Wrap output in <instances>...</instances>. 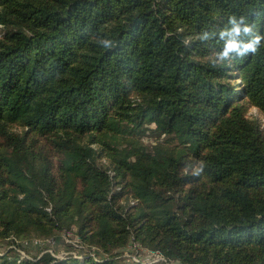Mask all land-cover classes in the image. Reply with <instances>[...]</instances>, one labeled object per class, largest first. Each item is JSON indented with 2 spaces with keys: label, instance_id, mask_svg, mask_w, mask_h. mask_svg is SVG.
Returning a JSON list of instances; mask_svg holds the SVG:
<instances>
[{
  "label": "trees",
  "instance_id": "16d2710c",
  "mask_svg": "<svg viewBox=\"0 0 264 264\" xmlns=\"http://www.w3.org/2000/svg\"><path fill=\"white\" fill-rule=\"evenodd\" d=\"M232 15L264 34V0H0V235L75 225L105 254L132 234L185 264H264V130L245 111L264 115V41L209 60ZM145 132L166 141L147 150Z\"/></svg>",
  "mask_w": 264,
  "mask_h": 264
},
{
  "label": "rangeland",
  "instance_id": "374dc122",
  "mask_svg": "<svg viewBox=\"0 0 264 264\" xmlns=\"http://www.w3.org/2000/svg\"><path fill=\"white\" fill-rule=\"evenodd\" d=\"M237 83H239V80ZM245 111L246 117L258 121L264 130V115L251 105H246ZM150 127L153 128V125ZM17 131L21 133L23 129L19 127L17 128ZM33 138L36 142L40 139L39 135H34L32 133L29 134V142ZM139 141L145 149L149 150L157 143H164L166 137L161 135L157 138V136L145 132L139 138ZM37 145L39 144L37 143ZM197 160V158L193 157H190L187 160V168L190 166L189 170L191 173L192 169L198 165ZM99 161L103 165H110L104 154L99 158ZM200 181L201 178L196 179L195 183H199ZM121 182L124 184V181L121 180ZM189 187H192L191 183L182 185L180 190L177 191V195H182ZM118 190V188L115 189V192ZM126 190L125 194L122 193L118 195L119 198L116 199L114 203H111L115 211L123 212L121 216L124 219V212L129 210V206L135 204V201L131 199L132 197H135L134 192L131 191L129 187L126 188ZM135 205L133 207H135ZM45 210L48 213L50 212L49 207L47 209L45 208ZM125 224L129 227L127 222H125ZM85 232L86 230L82 237L87 238ZM82 237L77 233L75 225H72L68 230L63 228H53L50 234L44 236L36 235L28 239L13 236L3 238L2 235H0V261L8 258L10 262L21 259L34 262L44 253H47L55 261L77 259V261L79 260L77 264H85L84 260L86 258H91L93 261L95 259V261L100 262L102 261V258H108V256H112L116 259L115 261H117L118 264H185L179 259L169 258L159 250H155L149 242L142 244L139 241H135L132 234L130 235L127 244L121 247L109 248V252L106 254L94 246H89Z\"/></svg>",
  "mask_w": 264,
  "mask_h": 264
},
{
  "label": "clouds",
  "instance_id": "9594fccd",
  "mask_svg": "<svg viewBox=\"0 0 264 264\" xmlns=\"http://www.w3.org/2000/svg\"><path fill=\"white\" fill-rule=\"evenodd\" d=\"M216 35L217 33L215 32L202 30L198 35V39L201 42H206L213 39ZM218 36L223 41V47L219 51H214L209 57L213 66L238 57L243 58L249 54H255L262 41H264V34L257 31L255 23H250L248 18L243 15L239 17L230 16L227 25L219 30ZM103 45L105 48H110L112 43L110 40L105 39ZM203 169L204 165L201 162L192 169V174L199 176Z\"/></svg>",
  "mask_w": 264,
  "mask_h": 264
}]
</instances>
